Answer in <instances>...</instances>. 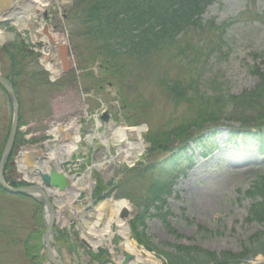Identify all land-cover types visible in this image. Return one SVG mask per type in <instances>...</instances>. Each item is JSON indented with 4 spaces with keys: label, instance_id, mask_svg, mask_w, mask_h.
<instances>
[{
    "label": "rangeland",
    "instance_id": "1",
    "mask_svg": "<svg viewBox=\"0 0 264 264\" xmlns=\"http://www.w3.org/2000/svg\"><path fill=\"white\" fill-rule=\"evenodd\" d=\"M75 2L31 3L38 10L33 17L39 27L45 26L52 37L51 41L46 39L49 45L45 47L35 30H17L15 23L0 26V32L17 31L14 40L2 39L0 43V74L16 82L21 106V129L11 158L22 145H73L78 134L79 147L60 169L69 177L85 178L87 185L94 180L92 195L85 188L75 198L80 203L74 204V209L79 205L76 211L87 217L74 216L72 223L69 216L74 213L67 205L66 216L57 210L59 237L51 243L52 255L62 257L67 264H120L117 254L122 253L125 244L120 236H115L110 246L94 250L84 238L83 229L93 223L88 217L95 218L98 205L125 200L129 213L121 219L128 227L129 241L159 264H172V259L182 254V246L216 253L224 264H264V256L259 253L261 242L254 238L264 228L246 220L255 204L248 192L261 175L258 167L264 166V152L258 155L254 147L242 152L230 147V155L202 158L189 149L190 170L185 171L186 176L173 178L168 202L159 211L149 209L148 217L145 212L151 204L147 199L151 182L157 186L167 184L174 174H141L182 146L183 142L175 139L176 130L192 134L216 130L221 145L228 142L232 130L242 127L244 119L264 116V98L249 96L259 88L264 71V0H215L201 18L214 27L206 25L199 33L184 34L173 54L159 58L153 53L142 62L125 56L105 58L101 54L105 42L87 35L88 29L82 24L84 7ZM52 41L65 48L70 62L67 69L60 50L51 48ZM175 84L184 89V98L177 99L171 93L168 87ZM106 115L108 120L103 119ZM12 116L9 96L0 88V158ZM123 127L130 131L143 128V152L134 168L119 161L116 142L120 138L118 130ZM54 129L61 134H53ZM125 143L123 152L135 145L130 140L129 146ZM42 151L47 158L49 153L45 148ZM185 165L184 170L188 168ZM233 169L243 172L230 174L228 171ZM13 171L7 170L9 182L24 185L19 179L21 174L16 168ZM64 196L71 202V197ZM88 199L92 205H83L82 201ZM200 227L215 234L209 236ZM45 230L40 202L0 189V264H47L50 255L42 242ZM27 252L36 253L37 260L27 259ZM227 253L237 259L225 260L223 254Z\"/></svg>",
    "mask_w": 264,
    "mask_h": 264
},
{
    "label": "trees",
    "instance_id": "2",
    "mask_svg": "<svg viewBox=\"0 0 264 264\" xmlns=\"http://www.w3.org/2000/svg\"><path fill=\"white\" fill-rule=\"evenodd\" d=\"M75 3L84 7L82 11L84 20L81 23L88 29L87 35L94 38L95 41H99V39L104 41L105 52L101 54L112 60L125 56L142 62L153 53H157L159 58L163 54H173L178 49L179 40L184 34L199 33L206 25L214 27V24L204 23L201 18L205 14L206 8L214 4L215 0H76ZM77 15L79 16V12ZM13 48H17V45H13ZM261 62L264 65V55ZM107 64V66L112 65V62H107ZM107 69L110 68L107 67ZM256 72L259 73V71ZM260 77L259 88L251 92L253 95L249 94L252 99L253 97L264 98V71L261 72ZM13 83L17 86L15 81ZM168 88L175 98L185 97L184 89L179 85L175 84ZM246 101L249 104V100ZM241 125V128L230 132L228 142L225 144L239 145L259 142L260 149L263 150L264 116L255 117L252 120L244 119ZM218 132L211 129L208 133L192 134L176 130L175 139L181 140L182 146L171 150L166 160L150 165L148 168L150 171H142L141 174L146 175L151 172L163 173L160 175L167 176L174 170H179L183 164L182 160L187 154L186 151L190 148L189 144L195 150L202 152L220 148L217 140ZM186 136L188 139L185 142ZM20 141L22 140L20 139ZM259 169L261 175L257 177L254 186L248 192V195L255 199V204L248 211L246 220L258 223L264 228V166ZM172 183L173 181H169L167 184L157 186L151 182L147 196L151 204L147 206L145 212L147 217L150 214V212L148 213L149 209L156 208L159 211L163 208L173 186ZM200 231H204L209 236L215 234L206 227H200ZM31 233L37 235V232ZM38 237L41 235L38 234ZM254 238L255 241L261 242L259 253L264 256V230L258 231ZM181 251H183L182 254H178L175 259H172V264H224L218 261L216 253L213 254L205 249L182 246ZM25 256L27 259L37 260L34 252H27ZM223 257L229 261L230 257L233 260L237 259V256L234 257L228 253L223 254Z\"/></svg>",
    "mask_w": 264,
    "mask_h": 264
},
{
    "label": "bare ground",
    "instance_id": "3",
    "mask_svg": "<svg viewBox=\"0 0 264 264\" xmlns=\"http://www.w3.org/2000/svg\"><path fill=\"white\" fill-rule=\"evenodd\" d=\"M28 1V2H27ZM23 0L21 3L22 7L20 8L21 11V17L19 24L21 27L26 28L29 27L30 30H32L35 27L36 38H40L41 41H45V43H49L51 35L49 32L44 28L45 26H40L37 22H34L32 19L33 15L32 12L35 9L32 4H34V0ZM39 1V0H38ZM32 3V4H31ZM20 5V6H21ZM35 5V4H34ZM32 7V8H31ZM31 11V12H30ZM31 13V14H30ZM43 33V34H42ZM43 36V38H42ZM45 36V38H44ZM49 38V41L46 40ZM2 39L4 41L5 37L0 33V43L2 42ZM51 48H57L60 50L61 54V60L63 61V67L68 68L70 65V62L66 59V50L63 46L59 45L57 41H52L50 44ZM69 131V128H67ZM77 130L79 131V127L77 126ZM58 132L54 131L53 134L59 133L61 134L59 130ZM66 131V130H65ZM73 131V130H72ZM71 131V132H72ZM142 128L129 130L126 127L123 129L120 128L118 130V134H120V138L116 142V144L120 147L119 148V161L120 162H128V163H135L139 160V158L142 156L143 152V146L142 143ZM64 134V131H63ZM76 138L73 142V145L65 146L64 142H61L60 144H56L54 148H51V153L49 154V160L47 162L43 163L42 168L45 171H48L52 168V166H55L58 169V175L60 179H63L64 181L70 185V188H68L67 196H71V199L74 200L77 198L81 192L85 189L86 192L90 195L92 193V184L94 185V180L90 179L89 185L86 184L85 178L83 179H71L68 178L65 173L61 172L58 166L61 165V163L69 159L71 154L79 147L78 144L80 143V136L78 134H75ZM127 140H130L131 142H135V145H132V150L127 149L125 152L121 151L123 149V143L126 142V146H129L127 144ZM123 152V153H122ZM108 164V163H107ZM105 164L104 166H108ZM102 166V165H101ZM24 167L26 168L25 162L21 165L22 170H24ZM103 167V166H102ZM104 168V167H103ZM27 169V168H26ZM41 169V168H40ZM28 170V169H27ZM52 170V169H51ZM25 171V170H24ZM25 179H28L29 176V170L28 172L25 171ZM104 174L107 176V171L105 170ZM90 178V177H89ZM92 183V184H91ZM56 192V191H55ZM57 193V192H56ZM64 201H62V204L60 205L62 212V206L64 205ZM129 210V203L124 200H116V201H107L103 204L98 205V207L95 209L97 211L95 218L93 217L91 220L93 223L90 225L89 228H82L84 232V238L87 239L88 243H90V246L96 250L99 247H107L112 244V239L115 236H120L124 241L125 244L123 246V255L119 257L120 264H123L122 261L124 259V254H131L134 257H136L134 261L130 262L129 264H140L142 262L146 264H159L158 261L150 254L145 253V251L138 249V245L132 241H129L128 239V227L124 220L121 219V214L125 212L126 210ZM95 213V212H94ZM83 226V225H82ZM113 226L116 227V231L113 230Z\"/></svg>",
    "mask_w": 264,
    "mask_h": 264
},
{
    "label": "water",
    "instance_id": "4",
    "mask_svg": "<svg viewBox=\"0 0 264 264\" xmlns=\"http://www.w3.org/2000/svg\"><path fill=\"white\" fill-rule=\"evenodd\" d=\"M18 9L17 7V3L16 0H0V24L4 23V22H10V19H6V18H10L13 15H16V12ZM0 85L5 89L7 95L10 97L11 100V105L13 106V122L11 125V131L10 134L8 136V141L6 143V146L4 148V153L2 155L1 158V163H0V186L1 188L5 191V192H10L11 194L14 195H19V194H25L28 196H33V197H41L43 199V201L45 202V223H46V232H45V236L43 238V244L45 245V247L48 249V254L49 256V262L53 263V264H61L60 262H58L52 255L51 253V248H50V244H49V240L50 238L57 233L53 232V226H54V216H55V212H54V206L53 203L51 201H49L47 195L45 194V191H43V189L37 186H29V188H19V189H14L12 187H10L9 185L6 184V182H4L3 179V174H4V168L7 164L8 158L11 155L12 151H13V147L15 145L16 142V135L18 133L19 130V121H20V117H19V113H20V106H19V102H18V98L17 95L15 94V90L13 85H11V83L0 74ZM109 116L106 115L105 120H108ZM52 173L50 175L48 174H42V180L44 181L45 187L47 188H51V187H57L60 190H63L64 188H66L68 186V183L66 182V180L64 181L63 179L59 178L58 172L55 168H52ZM134 257L132 255H127L126 259L124 261V264H128L129 260L133 259ZM140 264H144V263H140Z\"/></svg>",
    "mask_w": 264,
    "mask_h": 264
}]
</instances>
